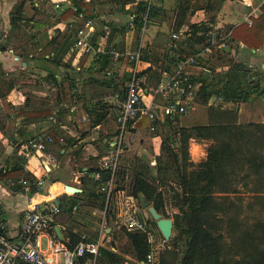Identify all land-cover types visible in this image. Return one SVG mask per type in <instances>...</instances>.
Instances as JSON below:
<instances>
[{
    "label": "crops",
    "instance_id": "0c3cea01",
    "mask_svg": "<svg viewBox=\"0 0 264 264\" xmlns=\"http://www.w3.org/2000/svg\"><path fill=\"white\" fill-rule=\"evenodd\" d=\"M140 2L147 0H0V175L22 167L35 177L38 189L30 196V184H22L24 177H0V206L9 237L15 238L20 233L31 201L55 198L61 206H70L74 201L81 203L71 213L62 208V214L56 218L55 228H60L64 240L71 232L70 221L77 212L82 213L85 225L95 223L96 229L90 227L93 231L101 235L109 233L107 238L114 240V233L122 228L113 212L104 214L106 204L103 212L96 209L90 212L75 198L83 192L87 196L98 191L96 175L103 170L104 158L121 145L120 169H132L130 159H135L151 174L161 154L163 134L170 129L177 131L212 122L209 112L195 114L197 101L193 112L181 117L180 123L172 128H165L166 120L161 119L157 131L152 132L149 120L144 118L119 139L116 121L119 100L124 98L129 80L138 76L148 105L161 103L153 93L164 73L174 68L173 32L187 31L205 21L222 33L232 32V28L245 23L251 26L253 19L262 14L264 4V0H191L186 6L180 0L158 1L156 5L164 11L162 20H156L161 27L152 26L153 19L146 12L138 41L137 26L131 27L130 22L132 18L136 20L133 13ZM197 4L201 8L194 11ZM20 5L24 10L23 26L14 30L12 14ZM185 8H189L186 21L181 29H175L177 13L180 15ZM81 31L92 48L89 52L75 47ZM145 32L149 36L146 46L142 43ZM231 46L235 48L234 61L243 65L252 78L246 86L247 99L224 106L237 112L238 125L264 126V46L251 49L238 41L231 42ZM114 50L123 53L119 62H114L110 55ZM139 51L140 62L130 61L128 54ZM216 69L226 73L229 67ZM198 71L194 74L199 73L196 76L199 82L205 74ZM52 118L56 123H52ZM42 132L53 133L54 143L44 153L29 154L25 151L26 144ZM211 144L212 141L191 140L194 164L207 158ZM44 161L53 166L51 172L47 173ZM68 186L79 193L67 192ZM260 196L264 197V193ZM89 213L93 216L102 213L103 223L90 221L93 216ZM108 217L111 229H105ZM85 231L86 235L90 233ZM102 244L103 248L120 253L113 246H105L104 240ZM123 256L128 263H136L132 256Z\"/></svg>",
    "mask_w": 264,
    "mask_h": 264
},
{
    "label": "trees",
    "instance_id": "16d2710c",
    "mask_svg": "<svg viewBox=\"0 0 264 264\" xmlns=\"http://www.w3.org/2000/svg\"><path fill=\"white\" fill-rule=\"evenodd\" d=\"M180 1H184L182 5L187 6L191 0ZM199 8L201 6L197 4L194 11ZM89 9L92 10V7ZM261 10L262 14L253 19L251 26L245 23L232 28V32L228 31L231 33L227 42L230 48L216 55L217 59L220 56L229 63L228 71L206 74L199 80L198 101L202 105L207 106L214 97H223V104L207 110L211 124L185 126L177 131L170 129L163 134L161 154L156 159L154 173L147 172V167L135 160L132 169H119L116 174L117 189L129 190V194L139 201L141 196L145 197L164 218L172 217L174 220L172 249L161 255L160 264H264V197L260 196L264 193V126L238 125L235 123L237 112L228 111L224 106L238 104L249 95L246 86L252 77L243 65L234 61L232 49L235 48L231 42H241L251 49L264 46V4ZM23 11V5H20L12 14L14 30L22 29ZM188 11L189 8H185L180 15L177 13L175 29H181L184 25ZM146 12L151 21L153 19L152 26L161 27L156 21L162 20L164 14L160 6L150 5L148 1L140 2L133 13L136 15L138 41ZM210 24L209 21L192 25L189 29L191 36L174 43L176 48L171 60L175 62L176 55L196 54V46L205 41L204 35H198L206 34ZM148 39V33L145 32L142 41L145 46ZM159 85L160 81L156 88ZM180 119L167 118L164 127L172 128L180 123ZM219 119L221 121H217ZM193 139L212 141L207 148V158L198 165L191 160L190 143ZM99 173L104 180L111 177L109 170ZM172 173L177 180H168ZM130 174L132 181L127 186L126 179ZM10 176L24 177L29 182L31 191L28 195L38 192L35 177L26 173L24 168L18 166L10 173L0 175L3 179ZM85 195L83 192L75 196L82 201L83 209H105L106 197L100 193L99 184L98 191ZM79 204L74 201L71 207H61L71 213ZM168 204L175 210L172 215L167 210ZM3 224L6 222L0 206V234ZM151 225L159 232L157 224L151 222ZM120 232L125 236L127 248H115L122 254L102 248L97 264H127L123 254L132 256L138 264L146 263L151 252L147 235L125 228ZM81 241L82 236L73 231L65 239L70 250H74Z\"/></svg>",
    "mask_w": 264,
    "mask_h": 264
},
{
    "label": "built area",
    "instance_id": "2783aa9c",
    "mask_svg": "<svg viewBox=\"0 0 264 264\" xmlns=\"http://www.w3.org/2000/svg\"><path fill=\"white\" fill-rule=\"evenodd\" d=\"M147 1L151 5L160 0ZM134 25L135 20L132 18L130 26L134 27ZM208 26L209 31L206 34L200 33L198 35L205 36V45L197 48L196 54L176 55L173 70L164 73V78L153 93L155 99L161 100V103L158 102L155 106L154 104L148 105L145 102V89L142 87L139 78L136 75L132 76L128 82L124 98L119 100L116 118L120 132L119 139L122 140L125 133L129 132L138 121L144 118L149 120L151 131L156 132L161 119L183 117L193 112L197 106L200 87L194 72L201 70L204 74L215 75L222 71L216 69L213 72L206 66V63L220 51L228 48L227 42L231 34L230 32H220L212 24ZM190 36V30L177 31L173 32L172 39L174 42H178ZM75 47L85 52L92 49L83 31L79 33ZM110 55L114 62H119L123 58V54L115 50ZM141 55L140 51L128 54L130 61L135 63L140 62ZM221 104H223L222 96L214 97L209 103L210 107H219ZM51 121L56 123L55 118H52ZM52 143H54L52 133H37L28 141L25 151L29 154L44 153L48 145ZM121 150L122 147L119 145L116 152H111L104 158L102 168L109 170L111 177L104 180L101 174L96 175L100 193L106 197L104 214L107 216L113 212L120 228L147 235L151 252L147 257V262L142 264H159L162 249H165L169 241L163 237L162 243H158L151 222L143 213L145 209L141 207L139 199L130 195L126 189H117L116 174L120 169ZM43 165L47 168V173L52 171L53 166L49 162L44 161ZM22 184L27 186L29 183L23 180ZM61 214L62 207L55 198L37 203L31 201L25 211L18 236L15 238L8 236L7 224H3L1 227L0 264H97V259L103 248V239L96 242L83 238L74 250H70L64 238L61 240L54 232L57 224L56 218Z\"/></svg>",
    "mask_w": 264,
    "mask_h": 264
},
{
    "label": "rangeland",
    "instance_id": "374dc122",
    "mask_svg": "<svg viewBox=\"0 0 264 264\" xmlns=\"http://www.w3.org/2000/svg\"><path fill=\"white\" fill-rule=\"evenodd\" d=\"M203 45H205V41L201 45H197L196 49L200 48ZM227 64H229V63L225 59H223V58L221 59L220 56L217 59V56H215V57L211 58L210 61H207L206 66L214 72L217 67L220 66V67L223 68ZM196 72L200 73V71H196ZM199 73H195L196 76ZM205 74H208V73H205ZM198 103H199L198 104L199 106L197 107V110L195 111V114H198V113L201 114V115L205 114L207 112V110H208V107L202 105L200 101H198ZM130 160L135 162V159L134 160L130 159ZM168 180H170V181L177 180L176 175L174 173H172L169 176ZM131 181H132V175L130 174V176L126 179V185L129 186ZM163 191L166 192L165 190H163ZM167 210H168L170 215L174 214V212H175V210L173 208H171V206L169 204L167 205ZM90 212H91V210H90ZM143 213L150 220V222H152L153 224L154 223L157 224L154 221V219L152 218V216L150 215V213L148 212V210H144ZM89 214H90V216H93L92 213H89ZM102 216H103L102 213H100L97 216L90 217V219H92L90 221H94L95 222L97 220L99 224H102L103 223ZM82 218H83L82 217V213L81 212H77L75 215L72 216L71 221H70V225H69V229H71V231H73V232L76 231L77 233H79L82 236V239L86 238L89 241H96V242L100 241L101 239H103L104 240V244L107 247H112L113 246L114 248H120V249L127 248V245H125L126 244L125 236L120 232V230L116 231L115 233L113 232L115 234V239L113 240L111 238H107V235L109 233L108 234L104 233L103 235H101V233H99V232H97L95 230L93 231L90 227L94 226V228H95V226H96L95 223L90 222V223L85 225L83 223V219ZM170 219H173V218L171 217ZM85 220H87V219H85ZM152 227L154 229L157 242L158 243H160V242L162 243L163 235L159 234L160 231L158 232V230L156 229V227L154 225H152ZM111 228H112L111 223L105 225V229H111ZM86 229L89 230L88 232H90L87 235H86L87 232L85 231ZM173 237H174V234H173L171 240L169 241L168 245H166L165 249H162V254L161 255H164L167 251L172 249L171 242H172ZM130 264H137V263H130ZM159 264H160V261H159Z\"/></svg>",
    "mask_w": 264,
    "mask_h": 264
},
{
    "label": "water",
    "instance_id": "95a60500",
    "mask_svg": "<svg viewBox=\"0 0 264 264\" xmlns=\"http://www.w3.org/2000/svg\"><path fill=\"white\" fill-rule=\"evenodd\" d=\"M26 63V62H25ZM72 187H67L66 190L67 192H72ZM79 193L78 190L75 189V193L77 194ZM140 201L142 204V208L145 210H148V212L150 213V215L152 216V218L154 219V221L157 223V227L159 229V231L161 232V234L163 235L164 239L167 241H170L173 234H174V220L173 219H168V218H164L161 214H159L157 212V210L145 199V197L141 196L140 197ZM111 219L110 217H108V224H110ZM55 232L57 234V236L63 240V235L62 232L60 230L59 227L55 228Z\"/></svg>",
    "mask_w": 264,
    "mask_h": 264
},
{
    "label": "bare ground",
    "instance_id": "6f19581e",
    "mask_svg": "<svg viewBox=\"0 0 264 264\" xmlns=\"http://www.w3.org/2000/svg\"><path fill=\"white\" fill-rule=\"evenodd\" d=\"M71 193H75V189H72V192Z\"/></svg>",
    "mask_w": 264,
    "mask_h": 264
}]
</instances>
